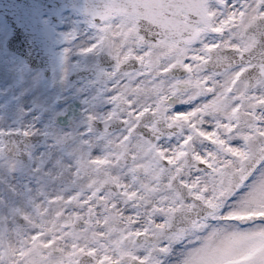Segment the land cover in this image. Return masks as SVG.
Instances as JSON below:
<instances>
[{"label":"snow or ice","instance_id":"obj_1","mask_svg":"<svg viewBox=\"0 0 264 264\" xmlns=\"http://www.w3.org/2000/svg\"><path fill=\"white\" fill-rule=\"evenodd\" d=\"M81 11L84 25L71 19ZM9 14L14 24L0 22V231L27 224L21 213L45 199L40 178L58 164L77 173L79 151L114 166L68 191L74 219L61 227L98 238L51 260L264 264V0H89L82 9L64 0L47 19L38 7L13 4ZM54 42L60 85L92 73L77 89L88 97L81 120L38 101ZM89 56L110 64L73 60Z\"/></svg>","mask_w":264,"mask_h":264},{"label":"flooded vegetation","instance_id":"obj_2","mask_svg":"<svg viewBox=\"0 0 264 264\" xmlns=\"http://www.w3.org/2000/svg\"><path fill=\"white\" fill-rule=\"evenodd\" d=\"M81 25H84V23ZM77 60L93 62L90 67L82 65L84 69H91L97 63L103 67H108L110 64V60L106 56L79 57ZM80 72L87 76L78 78L75 81L77 85L73 83V85L68 87L62 86L57 89H43L38 100L43 99L41 104L54 111L60 112L67 110L69 115L74 116L78 120L83 119V113L86 107L83 101L88 97L79 95L77 89L82 86L84 81L91 78L92 73L87 70H81ZM95 91L96 89H91L89 96L94 94ZM76 156L78 158L77 164L79 171L73 175H69V166H61L58 164L56 167L44 173L38 183L39 193L42 197H45L44 202L36 205L35 211L29 209V216L21 213L27 216V219L25 218L27 224L24 227H17L16 229L17 231H21L24 228L29 229L30 235L25 244H27V247L29 246L30 253L34 255L30 259L32 264L37 263L39 260H42V264L45 260H48L49 264H63V260L50 259L54 252L64 253L65 247H86L98 238L89 229L83 231L73 230L70 233H64L61 227V221H66L71 226L74 219L73 215L66 211L64 197L72 189L86 187L89 178L96 174V170H108L110 172L114 165L112 161L104 159L90 164L87 162V154H81L79 151H77ZM33 231H39V237L33 238L31 235ZM8 232L9 230L0 231V243L6 241ZM48 237H53L51 246L42 247V243ZM18 244L20 245L19 242ZM27 247L20 245L17 248L15 246V249L12 250L13 264L19 263L16 251L19 249V253L23 254Z\"/></svg>","mask_w":264,"mask_h":264},{"label":"rangeland","instance_id":"obj_3","mask_svg":"<svg viewBox=\"0 0 264 264\" xmlns=\"http://www.w3.org/2000/svg\"><path fill=\"white\" fill-rule=\"evenodd\" d=\"M45 19H47V17H45ZM71 19L73 22H75L76 20H79L80 23H84L85 19L80 17L77 13H72L71 15ZM0 22H3L0 19ZM66 27V26H65ZM58 30H62V29H58ZM58 43V42H57ZM58 51L56 52V59L53 63V69H54V74L53 76L48 79L44 89H57L58 87H62V85H60L57 81L59 80V77L61 75V65L59 63V57L60 54L62 52V46L58 43ZM79 57H74L73 60L76 61ZM81 65H86V67H90L93 62L89 61H80ZM88 65V66H87ZM75 85H77V82L75 83ZM39 103H41L43 101V99H39L38 100ZM31 104V102H28L25 104V107H29ZM3 178L0 177V180H2ZM24 215H28L29 216V210L27 211V213L22 212ZM0 215H2V213H0ZM9 219H11V217H8ZM25 218L27 219V216H25ZM30 235L29 229H23L21 231H17V229H12L9 230L8 232V238L6 239V241H2V243H0V261H4L7 260V264H13V257H12V250L15 249V246H17V248L20 247V245L27 247V244H25V242L28 240V237ZM65 236V235H64ZM18 242L20 243V245L18 244ZM230 252L224 253V255H229ZM16 255L18 256L19 259V263L17 264H32L30 262V259L33 258V254L30 253V249L29 246L26 248V250L23 252V254L19 253V249L16 251ZM223 257H218L213 264H221ZM34 264H42V260H39L37 263Z\"/></svg>","mask_w":264,"mask_h":264},{"label":"water","instance_id":"obj_4","mask_svg":"<svg viewBox=\"0 0 264 264\" xmlns=\"http://www.w3.org/2000/svg\"><path fill=\"white\" fill-rule=\"evenodd\" d=\"M64 0H0V16L5 21L7 20L10 23H15L12 20L11 15L9 14V10L13 4L18 5L20 7L24 8H31V7H38L40 9V15L43 18L44 14H48L51 7L54 4L63 3ZM89 2V0H76V3L81 7H83L84 4ZM80 14H83L82 11L79 12ZM56 43L54 42L51 46V52L49 55L45 58L46 60V67L48 69V76L51 75V69L50 64L54 59V49H55Z\"/></svg>","mask_w":264,"mask_h":264}]
</instances>
